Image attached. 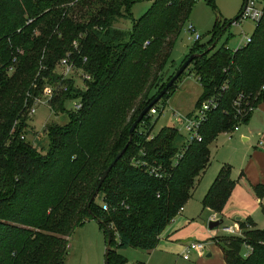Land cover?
<instances>
[{
    "label": "trees",
    "instance_id": "16d2710c",
    "mask_svg": "<svg viewBox=\"0 0 264 264\" xmlns=\"http://www.w3.org/2000/svg\"><path fill=\"white\" fill-rule=\"evenodd\" d=\"M139 1L0 0V264H64L67 238L93 217L105 238L106 229L111 233L109 264H129L119 253L128 247L155 249L211 164L213 141L247 123L264 101V13L252 41L237 50L216 44L207 52L225 26L216 27L210 41H195L189 54H204L181 75L197 77L202 87L195 110L217 99L199 128L201 141H182L173 126L154 132L149 111L101 185V203L95 198L89 205L138 114L173 75L166 69L174 39L195 4L152 0L135 20L131 10ZM125 19L130 30L115 27ZM63 59L89 77L85 89L60 74ZM181 77L152 107L158 113ZM47 86L52 114L62 111L68 121L47 123V148L39 149L40 139H28V112ZM76 99L81 109L65 110ZM231 170L220 167L201 201L204 209L222 213L236 184ZM254 189L259 197L264 193ZM252 225L241 224L245 235L216 237L225 264H264V230Z\"/></svg>",
    "mask_w": 264,
    "mask_h": 264
},
{
    "label": "rangeland",
    "instance_id": "374dc122",
    "mask_svg": "<svg viewBox=\"0 0 264 264\" xmlns=\"http://www.w3.org/2000/svg\"><path fill=\"white\" fill-rule=\"evenodd\" d=\"M152 0H140L138 3L134 4L132 8L133 19L138 20L149 8ZM245 0H198L195 2L194 6L190 9V14L188 19L182 24V28L180 32L176 35L174 44L171 49V60L168 66V70L171 71V74L174 73V68L179 67L185 57L187 55L191 56L190 49L195 44L194 36L188 32V24H192L197 33L201 36V42H208L210 38L213 36V33L216 27H223L225 23L233 20L237 16H239L242 11V6ZM62 7V5H60ZM99 7L93 9L95 11ZM240 27L238 25L230 26L225 33L219 38L217 42V47L222 45H227L230 49H237L239 47L241 37L243 36V32L246 35H252L255 28L256 23L251 21H243ZM117 28H122L123 30H130L132 28L130 20H120L118 24L115 25ZM172 39V37H171ZM59 67V66H58ZM177 67V68H178ZM60 68V69H59ZM58 68V71H61V66ZM72 75L75 87H79L81 89H85L84 84V74L83 72L76 68ZM178 90L175 92L174 96L167 101L166 106L162 109L161 113L154 114L153 116V131L158 133L160 129L173 126L176 127L182 134L183 139L188 137L187 131L184 128V121L178 120L174 117L175 113L178 114H189V112L194 109L195 103L197 102V98L202 93V87L198 82L197 77L191 76L187 77L184 74L181 79L177 82ZM72 102L65 103V110L71 111L73 110ZM160 106V105H159ZM161 110V109H159ZM255 116L257 120L255 121V126L261 129L263 126V121H258V118L261 117V114L257 111L255 112ZM186 115V114H185ZM264 117V113H262ZM68 121L67 114L64 112H60L57 116L52 114V109H49L48 106H40L31 121L28 124V127L31 128L32 135H28V139L32 142L34 140L40 139L41 143L38 144L39 149L43 147L47 148L48 138L45 133V127L47 123L54 122L59 125L65 124ZM241 126H239L240 128ZM241 133L246 131V129L241 127ZM257 130V131H258ZM248 136L251 138V134L247 132ZM264 129L261 131H254L252 134V139L244 142L238 141V134H235L231 139L228 138L224 134H220L210 146V160L211 164L209 165L206 173L204 174V178L196 189L194 194V199L192 202L201 203L206 193L204 192L205 186L208 185V188L213 184L215 177L217 176V172L220 167L231 161L230 159L236 160L249 158L252 150L256 149L258 152L262 153V160L264 161V149H262L259 145V142H264ZM229 136V135H227ZM261 138V139H260ZM181 141V142H182ZM41 152H45L41 150ZM232 166L233 163L231 162ZM230 164V165H231ZM234 167V166H233ZM235 168V167H234ZM210 182V183H209ZM261 187L264 190V183H260L258 185H254L255 187ZM208 188L206 190H208ZM234 190V189H233ZM208 192V191H206ZM264 194V193H263ZM201 198V199H200ZM263 205L260 206L259 210L256 214H253V210H249L245 205L239 204L237 200L231 202V209L229 210V206L226 202V206L223 210V215L225 216V222L220 227H231L236 223L233 218L235 216H239L243 221L242 223L246 225L247 222H252L256 229L264 230V195ZM200 199V200H199ZM97 203H101L100 197L96 198ZM259 206V205H258ZM257 206V207H258ZM208 224L204 225V231L202 235H204L201 239L194 238L192 241L198 242H206L209 237L206 236L208 231ZM244 233V232H243ZM241 233V234H243ZM245 235V234H243ZM214 237V236H213ZM67 253L64 264H104L105 259V248H106V238L104 234V230L100 224H98L97 220H88L80 227L76 228L72 235L67 238ZM210 240V239H209ZM209 249V247H208ZM246 250L243 251L245 253ZM119 253H127L131 264L142 263L147 264L148 259H150L149 254L140 249H134L128 247L124 250H120ZM125 256V255H124ZM148 264H195L192 261H184L181 257L173 256L168 259L150 261Z\"/></svg>",
    "mask_w": 264,
    "mask_h": 264
},
{
    "label": "crops",
    "instance_id": "0c3cea01",
    "mask_svg": "<svg viewBox=\"0 0 264 264\" xmlns=\"http://www.w3.org/2000/svg\"><path fill=\"white\" fill-rule=\"evenodd\" d=\"M170 73L171 71H169L168 74ZM178 88L179 87L177 85L176 91L178 90ZM173 96H171L170 98H172ZM170 98H168L167 101H169ZM194 110L195 107L189 113L193 112ZM257 111L262 116V118L261 117L258 118V121H261V119L263 121V126L260 129L262 131L264 129V117L262 115V113H264V101L257 106V109L253 112L251 119L247 123L241 126V127L244 126L246 131H243V133H241L242 129H240L241 128L240 127L239 131L234 132L231 135L226 133H221V134H224L228 138V140H231L230 142H233L231 138L235 134L239 135L238 136L239 142H241V140L246 142L252 139L253 132L260 131L258 130L259 128H257L254 124L255 121L257 120L255 116L256 115L255 112ZM185 114L187 115V112H185ZM247 132L251 134V138L250 136H248V134H246ZM216 140L217 139H215L213 142H215ZM260 156H262V153L254 149L252 150V153L249 158L238 159V162H236V160L234 159H230L231 161H229V163L228 162L224 163L229 165L232 162L233 166L235 167L234 168L231 164L232 179L236 181V184L233 188L234 190L232 191L230 198L227 201L229 207L231 206L230 204L231 202L237 200L239 204L242 205H245L247 203L248 205H245V207L249 208V210H253V214H256L260 206L263 205L262 203L263 198L261 197L264 194H262V196L259 197L256 194L255 189H253L254 185L256 186L260 183H264V161L262 160V158H260ZM206 170L200 177L196 185L195 192L197 187L201 183L202 179L204 178L205 176L204 174L206 173ZM208 185L209 184L205 186L203 193H207L206 191L208 190L206 189L208 188ZM194 194L191 197V199H189L185 203L183 212L178 214L173 219V222H171L170 225L167 226L159 235L160 238L156 245V248L147 252L150 256V259H148L147 264L150 263V261L157 260V258L160 260L168 259L173 256H178L182 258L184 247L191 242H198V241H192L194 238L201 239L204 236L202 235V233L204 231L205 224H208V222L210 223L215 221H223V223L225 222V216L223 215V211L222 213L213 212L208 208L204 209L201 203L199 202L198 203L192 202V200L194 199L193 198ZM230 209L231 207L227 211L229 212ZM233 219L237 221L236 223H238L232 225L235 231L239 233H243L245 230V228H241V224H243L242 223L243 220L239 216H235ZM222 224H220L219 226H217L212 230L209 229V227L207 228L208 231L206 233V236L209 237L210 240L208 239L206 242L210 244L208 246L209 249L207 248L206 249L207 251L201 256L197 254L191 255V258L186 261L193 260L195 264H225L223 250L220 244L216 243L215 241L216 237L222 236L221 230L219 228ZM252 228H256V227L252 225ZM122 255L123 256L125 255L124 257L127 259V262L131 264V261L128 257L129 255L127 253L125 254L122 253Z\"/></svg>",
    "mask_w": 264,
    "mask_h": 264
},
{
    "label": "built area",
    "instance_id": "2783aa9c",
    "mask_svg": "<svg viewBox=\"0 0 264 264\" xmlns=\"http://www.w3.org/2000/svg\"><path fill=\"white\" fill-rule=\"evenodd\" d=\"M193 1H198V0H193ZM263 13H264V0H245L243 6H242V11L240 12V18L238 19V21L236 22V25H238L240 27V25L242 24L241 22L243 21H251L253 23H256V25L258 24V22L261 20V18L263 17ZM188 32L190 34H192L194 36V40L195 41H199L201 40V36L197 33L196 28L192 25V24H188ZM252 41V38L250 35H246L243 32V36L241 37V41L239 44V47L237 49H240L241 47L246 46L247 44H249ZM237 49H233V50H237ZM61 67L63 69H61L60 74L63 75L64 78L66 79H72L73 77L72 75L74 74L73 72L75 71L76 67H74L72 64H70L68 62L67 59H63L61 62ZM85 79H89L88 76L84 75ZM53 97V89L49 86H47L44 90V93L41 97L39 98H35L34 102L32 103V107L28 112V118H32L33 115L35 114L36 110L40 107V106H50L49 101L52 99ZM242 95L237 97V100L235 101V105L240 107L241 106V101H242ZM73 104V111H76L78 109H81L82 107V103L80 102V100H74L72 101ZM217 104V99L212 96L210 99H206L201 107L197 108V110H195L193 116L189 117L185 114H178L175 113L174 117L177 118L178 120H183L184 121V128L187 131L188 134V138L190 140V142H192L193 140L195 141H201V136L199 134V128L202 125V123L206 120L207 118V113L212 109L213 106H215ZM160 108V106H159ZM159 110L155 108H152V110H150V115H154L157 114ZM239 131V126H235L233 128L232 131H229L226 134H232L234 132ZM259 145L262 149H264V142L260 141ZM144 165V163H143ZM154 173V172H153ZM104 210H107L108 208H106V206L104 205L102 207ZM182 208L179 211V214L183 212ZM221 230V234L225 235V236H240L243 235L239 232H236L235 229L233 228V226L231 227H219ZM219 240V239H216ZM215 240V241H216ZM216 243H218L216 241ZM215 243V244H216ZM210 244H208L207 242H191L189 244H187L184 247V252L182 253V258L183 260H188L191 258V255L193 254H197L199 256L203 255L207 250L208 246ZM246 252L244 253V256L247 257V255H249L250 250L249 246H245Z\"/></svg>",
    "mask_w": 264,
    "mask_h": 264
},
{
    "label": "water",
    "instance_id": "95a60500",
    "mask_svg": "<svg viewBox=\"0 0 264 264\" xmlns=\"http://www.w3.org/2000/svg\"><path fill=\"white\" fill-rule=\"evenodd\" d=\"M240 18V14L239 16H237L236 18H234L233 20L229 21L226 23L224 29L222 30L221 34L216 38L215 42L212 43L210 45V47H208L207 52H210V50L212 48H214L217 44V42L219 41V38H221V36L225 33V31L232 25H236V22L238 21V19ZM204 53L202 54H191V56H189L186 60H184L181 65L176 69V71H174L173 75L166 81V84L164 85V88L158 93L156 94V96H154V98L151 100V103L149 105H147L137 116L136 121L131 125V127L129 128L128 132H129V139L127 144L124 146L123 150H121L114 158L113 160L110 162V164L108 165V168L102 173V175L100 176V179L94 189V192L92 193L93 195L91 196L90 203H92L94 201V199L96 198V196L98 195L99 189L101 187V185L104 183V181L107 179V176L109 174V172L113 169V167L117 164V162L123 157V154L125 153V151L127 150V146L132 142V138L134 135V131L136 130L138 124L145 118V116L148 114V112L152 109V107L154 105H156L157 103L160 102V100L164 97V95H166V93L169 91V89L172 87V85L179 79V77H181V75L186 71V69L188 68V66L194 61V59H196V57H200L202 56ZM169 73V70L166 69V74ZM88 205V207H89ZM90 212V211H89ZM93 219L97 220L98 219L94 218ZM223 221H215V222H210L209 223V229H214L217 226H219L220 224H222ZM106 238H107V242H106V248H105V259H104V264H109V256H110V250H111V233L109 231V229H106Z\"/></svg>",
    "mask_w": 264,
    "mask_h": 264
}]
</instances>
